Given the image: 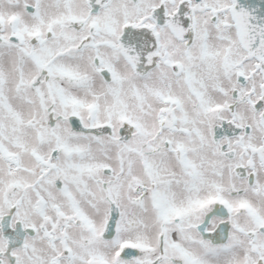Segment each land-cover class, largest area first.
I'll return each mask as SVG.
<instances>
[{
	"label": "snow or ice",
	"instance_id": "snow-or-ice-1",
	"mask_svg": "<svg viewBox=\"0 0 264 264\" xmlns=\"http://www.w3.org/2000/svg\"><path fill=\"white\" fill-rule=\"evenodd\" d=\"M0 264H264V0H0Z\"/></svg>",
	"mask_w": 264,
	"mask_h": 264
}]
</instances>
